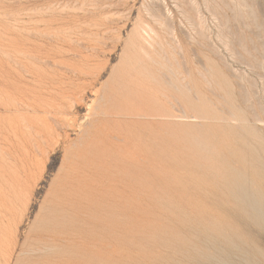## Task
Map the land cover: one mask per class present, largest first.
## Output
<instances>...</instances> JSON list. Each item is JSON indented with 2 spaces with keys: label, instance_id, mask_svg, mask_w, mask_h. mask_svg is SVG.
<instances>
[{
  "label": "rangeland",
  "instance_id": "374dc122",
  "mask_svg": "<svg viewBox=\"0 0 264 264\" xmlns=\"http://www.w3.org/2000/svg\"><path fill=\"white\" fill-rule=\"evenodd\" d=\"M121 107L157 182L85 165ZM0 264H264V0H0Z\"/></svg>",
  "mask_w": 264,
  "mask_h": 264
},
{
  "label": "bare ground",
  "instance_id": "6f19581e",
  "mask_svg": "<svg viewBox=\"0 0 264 264\" xmlns=\"http://www.w3.org/2000/svg\"><path fill=\"white\" fill-rule=\"evenodd\" d=\"M149 87L150 83H147ZM148 92V91H147ZM147 98H150L152 94L145 93ZM104 122L113 123L103 124V126H94L92 134L97 136V142L88 144L85 151L92 152L97 159L102 163L96 164L94 159H87L86 166L91 169H100V167H106L107 164L113 163L115 169L126 167L134 171H138L143 174L146 173L148 176L152 177V180L164 171V154L162 152L161 145L159 143V136L157 130L153 132L145 131L149 137L146 139H141L137 135L131 134V132H123L121 129L117 128L116 124L120 123V120H113L114 117H131L133 119H142L150 121L151 124L159 123L158 118L160 117L158 113L153 112L148 107H136L131 109H124L123 107L116 109L114 112L104 111ZM112 118V119H111ZM93 125V123H92ZM156 129V126L154 125ZM91 134V132H90ZM85 159L84 156L79 157ZM101 165V166H100ZM246 201L243 203L250 205L249 199L245 198ZM254 213L258 214V210L253 207ZM259 215V214H258ZM242 216V215H241ZM257 216V215H256ZM242 220V219H241Z\"/></svg>",
  "mask_w": 264,
  "mask_h": 264
}]
</instances>
